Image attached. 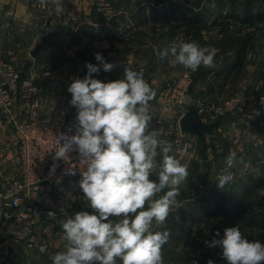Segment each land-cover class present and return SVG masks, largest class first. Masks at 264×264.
Segmentation results:
<instances>
[{"label":"rangeland","instance_id":"374dc122","mask_svg":"<svg viewBox=\"0 0 264 264\" xmlns=\"http://www.w3.org/2000/svg\"><path fill=\"white\" fill-rule=\"evenodd\" d=\"M171 1L83 0L85 3L78 8L73 1L60 2L64 10L68 8L69 12L63 10L57 15L54 3L41 5L40 0H31L30 8L33 12L43 13L42 23L35 31L29 27L20 29L13 15L6 14V24L0 27V60L17 63L21 70L33 65L37 69L39 82L53 77L52 82L58 83L57 77L61 76L68 77L71 83L74 78L85 77L86 63H99L95 60V53L99 52L106 62L113 63L115 67L110 72H104L101 68L99 74H93V78L105 83L121 79L124 66L131 62L134 70L142 71L144 79L154 84L151 86L156 92L155 99L164 102L187 69L182 66L171 67L168 58L161 59L158 53L173 41H195L202 47L216 50L214 66H201L195 75L193 94L196 98L212 100L218 104L237 95L247 94L253 96L251 104L255 105L256 110L260 105L264 107L259 97L264 89V18H258L257 15L249 19L242 13L243 8L237 5L234 13L227 8L209 15L210 18H205L209 27L205 29L202 26L204 22L195 25L191 19H185L186 15L177 19L168 6ZM194 1L198 8L209 5V8L217 9L209 0ZM151 3L164 4L165 11L171 14L142 27L132 20H129L130 23L123 21L119 28L110 22L113 17L118 19L131 16L129 14L141 5ZM255 4L253 13L256 14L261 5L264 16V3ZM88 22L96 23L99 32L83 35L81 24ZM175 25H179L178 28H174ZM39 44L43 46L42 53L34 58L32 52ZM238 112L242 113L234 110L222 117L202 121L212 123L224 117L228 121L233 116L238 117ZM9 136V129L0 116V170L16 174L13 159H8L4 154V143ZM201 140L196 145L194 158L181 161L182 164L186 163L189 176L180 185V195L176 197L167 220L162 225L153 222V231H173L176 229L174 222L184 228L180 236L170 238L163 246L164 264H192L194 259L198 264H207L209 260L214 264H228L222 257L221 247L209 248L204 243L205 240L222 238L227 227L237 226L247 239L259 240L264 244V186L252 187L256 164L260 162L261 167L264 166V148H261L260 154L250 149L256 161L252 160V166L249 165L241 175L237 171L234 181L221 190L216 183L229 155L228 142L218 138H211L209 142ZM208 161L211 162L210 166ZM150 178L157 180V173H153ZM245 192L248 193L245 195ZM162 195L164 192L157 194L156 198ZM235 196H242L243 200ZM88 212L93 214L94 210ZM253 216L261 220L259 225L250 224ZM110 219L116 221L119 218ZM217 231L219 237L215 236ZM38 237L44 240L46 253L27 251L17 256L10 254L0 260V264H52L51 257L65 251L68 243L64 239L61 224H41ZM117 264L121 262L118 260Z\"/></svg>","mask_w":264,"mask_h":264},{"label":"clouds","instance_id":"9594fccd","mask_svg":"<svg viewBox=\"0 0 264 264\" xmlns=\"http://www.w3.org/2000/svg\"><path fill=\"white\" fill-rule=\"evenodd\" d=\"M50 2L60 15L63 8L58 0H40L41 5ZM215 54L214 48L184 40L173 41L158 53L161 59L168 58L171 67L193 72L201 66L213 67ZM95 60L99 63H86L85 77L74 78L67 89L70 104L77 109L75 134L57 136L54 155V159L68 161L71 152H78L83 165L79 188L94 213L80 211L60 221L68 243L65 251L51 257L52 264H117L118 260L121 264H164L162 249L171 233L153 231L152 226L167 220L180 185L189 176L187 166L170 155L172 143L160 139L159 130L151 128L150 102L156 92L143 72L129 62L123 78L105 83L93 74L101 68L110 72L115 65L99 52ZM235 159V152L226 158V168L216 183L221 190L233 179L227 169ZM69 173L75 174L72 169ZM153 173L157 180L150 178ZM161 192L164 195L156 198ZM48 216L55 219L53 212ZM215 236H220L219 231ZM204 243L209 248L221 247L228 264H264V244L247 239L237 226L225 228L222 238ZM192 264L198 262L194 259Z\"/></svg>","mask_w":264,"mask_h":264},{"label":"built area","instance_id":"2783aa9c","mask_svg":"<svg viewBox=\"0 0 264 264\" xmlns=\"http://www.w3.org/2000/svg\"><path fill=\"white\" fill-rule=\"evenodd\" d=\"M198 70L187 69L166 101L154 98L150 102L151 128L159 130L160 139L172 143L170 155L180 162L191 157L201 139L180 127V119L192 105L199 110L201 121L234 110L256 111L251 104L253 96L247 94L218 104L196 98L193 87ZM57 79L58 83L52 82L53 77L39 82L33 65L21 70L17 63L0 60V116L10 132L4 154L13 159L17 168L16 174H7L6 170L0 174V260L27 251L46 253V244L38 237L41 224H60L66 216L91 209L79 188L83 165L78 152H71L68 161L54 159L58 150L56 137L61 133L74 135L77 116L67 91L69 78ZM260 98L264 100L263 96ZM160 160L158 156L157 161ZM237 164L235 159L227 169L233 177L231 182L237 176ZM224 166L225 170L226 163ZM69 169L75 174H70ZM49 212L55 213V219L49 218Z\"/></svg>","mask_w":264,"mask_h":264},{"label":"crops","instance_id":"0c3cea01","mask_svg":"<svg viewBox=\"0 0 264 264\" xmlns=\"http://www.w3.org/2000/svg\"><path fill=\"white\" fill-rule=\"evenodd\" d=\"M30 1L31 0H0V27L5 26L6 24L4 23V20H5L4 18L6 17V14H12L16 22L19 24L20 29L29 27L33 31L37 30V28H39L40 24L42 23L43 13L33 12V9L30 8L31 7ZM69 1H73L77 5L75 6L76 8H78V6L79 7L83 6V4L85 3V2L83 3V0H58L59 4L60 2L64 3V2H69ZM213 4L214 3H212V5ZM168 6L170 7V10L174 12L171 4L170 5L168 4ZM165 7L166 6L164 4H161V5H154L153 3H151V5L143 4L140 7H138L134 12H131V14H129L131 16H128V15L124 16V19H125L124 21L125 23H130L129 20H132L135 24H140V27L145 26L149 23H152L153 21H160L161 18L167 17L168 14H171L165 11ZM203 7L205 6H200L199 9L202 10ZM207 7H209V5H207ZM63 10H64V6H63ZM72 11H73V8L70 10V12ZM64 12L65 13L69 12L68 8L64 10ZM212 14H215V13H212ZM186 16L187 18L185 19L190 20L192 18L188 14ZM208 17L209 15L206 17V19ZM76 20H78V18H76ZM113 25L117 27L116 24H113ZM195 25H198V23ZM208 25L209 24H207V27H205V29L209 27ZM81 29L84 30L82 31L83 35H86L87 33L93 34V33L99 32V28H97L96 23H91V22H88L83 25L81 24ZM263 92H264V89L261 91V94L259 97L261 96L264 97ZM261 106L262 105L258 107V110L255 109L256 111H245L242 113L238 112L237 113L239 114L238 117L235 118V116H233L230 118L231 120H228V121H227L228 118L227 119L226 117L222 118V123L220 127L218 128V130H216V133L214 135H206L205 137H200L201 139H203L201 141L205 140L206 142H209L211 138L212 139L214 138V140L215 138H218V139H224L225 141H227L229 154L231 152H235L239 154V156L236 157V159H238V164H237L238 175H241V173H244L245 172L244 170L248 168L249 165L252 166V160H254V162L256 161L254 159L255 158L254 153L251 150H254V151L256 150V153L260 154L261 148L262 149L264 148V107H261ZM257 113L259 114L257 115ZM193 151H194L193 156L190 157V159L194 158L195 156L194 154L196 151V146L193 148ZM207 163L209 166L211 165L210 161H208ZM184 165H186V163ZM254 170H257L256 174H253L254 178H256L258 176L263 175L264 166L262 168L259 162L256 164ZM1 171L2 170H0V174H1ZM248 178H251V177H248ZM174 223H175L176 229H174L173 231L167 230L171 233L170 238H176L178 235L180 236L181 233L184 232L183 230L184 228L180 226L178 222H174ZM24 256L25 255H21V257H24Z\"/></svg>","mask_w":264,"mask_h":264},{"label":"trees","instance_id":"16d2710c","mask_svg":"<svg viewBox=\"0 0 264 264\" xmlns=\"http://www.w3.org/2000/svg\"><path fill=\"white\" fill-rule=\"evenodd\" d=\"M209 1H210V3H214L216 5L217 9L216 8L213 9V8H209V7L205 6L201 10L197 7V3H195V1L192 2V0H179V1L178 0H172L170 2V4L173 8L174 14L177 15V19H179L183 15L188 14V15H190V17H192L191 20L195 24H197V23L200 24V23L204 22L202 25L204 28L207 27V23L205 22V20H206L205 18L208 15H211L212 13H215L217 11H223L227 8L229 10H231V13H234L236 11L237 5H240V7L243 8L242 13L244 15H247L249 19L256 17L257 15H258V18H264V16H262L263 11H262L261 5L258 7L259 10L256 11L257 13L256 14L253 13V7L256 8L255 3L260 2L262 4V3H264V0H241L242 2H239L240 0H209ZM118 19H117V17H115V18L113 17L111 20V23L116 24L117 27H120V25L123 23V21L125 19H124V17H121L119 20ZM136 25L140 26V24H136ZM222 25H223V23H222ZM178 26L179 25H175L174 28H178ZM82 31H84V30H82ZM260 186H264V172H263V175L258 176L252 180V187L256 188V187H260ZM247 193L248 192H245V195ZM221 194H223V193H221ZM225 194H227V192H225ZM235 198L240 200V201L243 200L242 196H235ZM227 207L228 206L226 205L225 208H227ZM260 223H261V220L257 219L255 216H253L250 220V224H252V225H259Z\"/></svg>","mask_w":264,"mask_h":264},{"label":"water","instance_id":"95a60500","mask_svg":"<svg viewBox=\"0 0 264 264\" xmlns=\"http://www.w3.org/2000/svg\"><path fill=\"white\" fill-rule=\"evenodd\" d=\"M42 48V44H39L32 52V56L34 58H38L42 53ZM221 123L222 120H217L212 123L201 121L199 110L195 106H192L180 119V127L182 131L196 134L201 137H205L206 135H214Z\"/></svg>","mask_w":264,"mask_h":264}]
</instances>
